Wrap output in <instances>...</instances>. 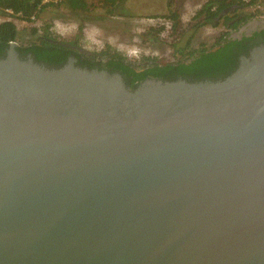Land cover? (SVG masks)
<instances>
[{"label":"water","instance_id":"1","mask_svg":"<svg viewBox=\"0 0 264 264\" xmlns=\"http://www.w3.org/2000/svg\"><path fill=\"white\" fill-rule=\"evenodd\" d=\"M0 264H264V43L224 79L130 88L11 42Z\"/></svg>","mask_w":264,"mask_h":264},{"label":"trees","instance_id":"2","mask_svg":"<svg viewBox=\"0 0 264 264\" xmlns=\"http://www.w3.org/2000/svg\"><path fill=\"white\" fill-rule=\"evenodd\" d=\"M44 1L0 0V16L5 18L0 21V57L5 55L11 42H16L17 49L22 56L31 53L36 61L53 67L63 65L70 56H73L77 59V64L81 66L120 72L127 85L134 88L147 77L166 80L182 77L192 81L224 79L238 66L239 49L247 55L252 47L264 43L262 32L248 36L246 38L247 47H244L241 41L230 36L231 32L237 31L242 24L258 17L260 11H252V7L257 4H261L264 8V3L258 2V0H207L195 12L192 21L186 25L182 24L178 8L174 6L173 0H170L168 12L163 16L170 20V26L167 29L164 25L153 26L145 34L159 39L161 33L166 29L170 36L167 44L173 51L170 58L143 56L140 61L132 62L117 52H107V50L87 54L79 50L80 45L76 39L72 41L58 39L48 26L41 29L34 28L33 32L36 38L28 42H20L14 22L7 17L16 16L21 20L32 22L45 6H69L73 10H86L87 3V0ZM98 1L103 5L107 14H120L121 11H127L125 6L127 0ZM233 6L235 7L234 11H229L217 19L223 10ZM221 22L227 29L216 38L212 45L205 42L199 43L197 47L193 45V40L200 28L206 25L218 26ZM162 39L166 41L165 38ZM74 44L76 48L72 46Z\"/></svg>","mask_w":264,"mask_h":264},{"label":"rangeland","instance_id":"3","mask_svg":"<svg viewBox=\"0 0 264 264\" xmlns=\"http://www.w3.org/2000/svg\"><path fill=\"white\" fill-rule=\"evenodd\" d=\"M169 1L127 0V11L110 15L105 13L98 0H87L86 10L53 5L45 6L32 22L16 16L7 18L14 22L20 42L35 39L34 28L48 26L58 39H76L80 47L89 52H117L129 61L138 62L143 56L172 57L173 51L167 44L170 36L166 30L170 26V20L163 17L168 12ZM187 1L189 0H173L184 25L192 21V8L199 7L204 0ZM3 19L0 16V21ZM158 25L166 27L159 39L145 35L151 27ZM226 29L222 22L218 26L206 25L198 30L193 45L197 47L201 42L212 45Z\"/></svg>","mask_w":264,"mask_h":264},{"label":"flooded vegetation","instance_id":"4","mask_svg":"<svg viewBox=\"0 0 264 264\" xmlns=\"http://www.w3.org/2000/svg\"><path fill=\"white\" fill-rule=\"evenodd\" d=\"M256 19H258V18H256ZM253 20H255V19H253ZM253 20H249L248 22L242 24L237 31L231 32V34H230V36L232 38L241 41V43L243 44L244 47L248 46V43H247V40H246V38L248 36H251L252 34L257 33V32H262L263 35H264V30L262 29V28H264V24H255ZM258 20H260V19H258ZM259 26L262 27V28H260ZM72 46H75V44L72 45ZM75 48H76V46H75ZM238 53H239V55L237 56V59L240 61V57L242 55H246V54L241 52V49H239ZM87 54H89V53H87ZM28 55H32V54L28 53L27 55H25L23 57H27ZM70 57H73V56H70ZM76 63H77V59H76Z\"/></svg>","mask_w":264,"mask_h":264},{"label":"built area","instance_id":"5","mask_svg":"<svg viewBox=\"0 0 264 264\" xmlns=\"http://www.w3.org/2000/svg\"><path fill=\"white\" fill-rule=\"evenodd\" d=\"M47 0H45L46 2ZM244 1H249V0H244ZM252 11L253 12H257V11H260V14L258 15V19L260 20H264V8L261 4H257L255 6L252 7ZM34 18V17H33Z\"/></svg>","mask_w":264,"mask_h":264},{"label":"crops","instance_id":"6","mask_svg":"<svg viewBox=\"0 0 264 264\" xmlns=\"http://www.w3.org/2000/svg\"><path fill=\"white\" fill-rule=\"evenodd\" d=\"M191 0H189V1H187V3H189ZM205 1H207V0H204L203 2H202V4L205 2ZM258 2H262V3H264V0H258ZM194 3H192V5H193ZM202 4L201 5H199V7H194V8H192V13H193V15L190 17V19L191 18H193V16H194V14H195V12L202 6ZM5 19V18H4ZM189 19V20H190ZM256 20H258V19H256ZM260 27V26H259ZM260 28H262V27H260ZM263 30H264V28H262ZM234 32V31H233Z\"/></svg>","mask_w":264,"mask_h":264}]
</instances>
